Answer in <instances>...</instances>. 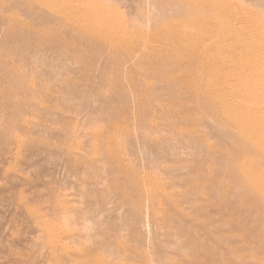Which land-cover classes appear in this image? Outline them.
Returning <instances> with one entry per match:
<instances>
[{
	"label": "rangeland",
	"instance_id": "374dc122",
	"mask_svg": "<svg viewBox=\"0 0 264 264\" xmlns=\"http://www.w3.org/2000/svg\"><path fill=\"white\" fill-rule=\"evenodd\" d=\"M226 1L264 24V0ZM185 15L0 0V264H264V150L231 145L220 104L243 111L190 61Z\"/></svg>",
	"mask_w": 264,
	"mask_h": 264
},
{
	"label": "bare ground",
	"instance_id": "6f19581e",
	"mask_svg": "<svg viewBox=\"0 0 264 264\" xmlns=\"http://www.w3.org/2000/svg\"><path fill=\"white\" fill-rule=\"evenodd\" d=\"M177 1L185 9V16L190 18V20L187 18L189 20L186 25L188 34H186L185 39L188 41L187 50L189 58H191L190 61L192 60V63L195 64L201 62V65L207 67V71L211 73L207 77L210 78L208 82H214L213 79H216L215 84H218L225 94L233 98L234 107L236 106L243 111L235 117H230L228 116L230 101L225 99L220 104L228 119L231 120L232 118L233 120L232 123H228V121L227 123L240 138L231 137V145L237 152L252 150L254 146L247 140L249 139L264 150V141L258 139L259 136L264 138V113L261 112L264 109V101L260 100L261 97H264V24L253 19V16H249L245 10L243 12L237 10L238 8L234 10L235 7L233 6V8L231 6L228 8V5H221V0ZM180 34L182 33L180 32ZM184 37L181 36V38ZM203 69L206 68L203 67ZM224 73L225 76L223 77ZM219 77H223L220 82ZM259 108L260 110H258ZM255 109H257V115L250 117L247 123H244V114H251ZM227 128L229 129L228 126ZM230 160L233 159L230 158ZM233 167L235 166H229L228 169L224 167L228 177L233 176V172L235 174ZM237 171L243 175V171L238 167ZM218 187L220 186L218 185Z\"/></svg>",
	"mask_w": 264,
	"mask_h": 264
}]
</instances>
